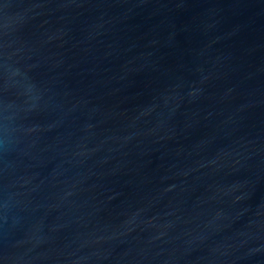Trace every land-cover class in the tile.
I'll list each match as a JSON object with an SVG mask.
<instances>
[{
  "label": "water",
  "instance_id": "1",
  "mask_svg": "<svg viewBox=\"0 0 264 264\" xmlns=\"http://www.w3.org/2000/svg\"><path fill=\"white\" fill-rule=\"evenodd\" d=\"M0 264H264V0H0Z\"/></svg>",
  "mask_w": 264,
  "mask_h": 264
}]
</instances>
